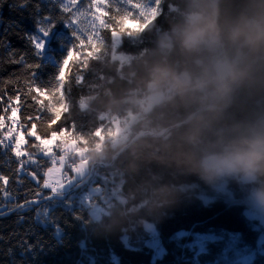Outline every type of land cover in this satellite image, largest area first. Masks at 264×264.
<instances>
[{
	"label": "trees",
	"instance_id": "16d2710c",
	"mask_svg": "<svg viewBox=\"0 0 264 264\" xmlns=\"http://www.w3.org/2000/svg\"><path fill=\"white\" fill-rule=\"evenodd\" d=\"M66 2L0 0V116L5 118L0 139L8 128L13 136L19 132L26 141L24 150L35 161L0 148V177L7 178L6 184L0 180V264H264V243L259 242L264 225L245 213L264 190V179L250 182L225 176L206 182L199 169L207 154L205 144L182 140L188 116L198 104L169 100L167 89L156 91L148 85V69L155 63L179 71L192 67L172 38V29L195 0H161L160 12L142 26L124 21V28L135 30H120L119 44L111 34L117 28L113 17L137 10L122 0L95 6L92 0H76L64 11ZM134 2L155 6L151 0ZM243 2L222 0L221 6L235 11ZM96 8L107 13L101 19L111 28L98 26ZM44 17L51 19L54 29L41 63L28 36L40 34L37 25ZM74 29L83 32L85 47L78 48L79 58L65 67L63 89L53 91L56 62L71 47ZM88 35L94 37V49L87 45ZM34 86L49 94L37 93ZM158 93L163 96L147 106ZM50 104L61 111L54 124V113L47 110ZM12 108L16 124L8 120ZM252 109L264 110V89L238 90L228 112L239 116ZM115 122L128 125L121 138L109 134ZM62 129L67 132L54 136L56 156L100 144V152L91 153L85 162L88 172L95 162L100 164L75 192L47 201L43 197L67 191L52 194L43 187V172L51 164L29 132L50 140L53 131ZM70 162L76 166L82 161L70 157ZM89 185L97 192L88 194ZM33 200L43 201L35 205ZM47 207L54 220L37 221V211L43 213Z\"/></svg>",
	"mask_w": 264,
	"mask_h": 264
},
{
	"label": "clouds",
	"instance_id": "9594fccd",
	"mask_svg": "<svg viewBox=\"0 0 264 264\" xmlns=\"http://www.w3.org/2000/svg\"><path fill=\"white\" fill-rule=\"evenodd\" d=\"M222 0H195L172 38L191 59L179 71L155 63L148 69V85L167 89V99L196 102L182 140L205 144L201 177L213 183L225 176L247 181L264 179V110L230 114L233 97L242 88L264 89V0H244L235 11H225ZM264 205V190L259 193Z\"/></svg>",
	"mask_w": 264,
	"mask_h": 264
},
{
	"label": "snow or ice",
	"instance_id": "6c2138e0",
	"mask_svg": "<svg viewBox=\"0 0 264 264\" xmlns=\"http://www.w3.org/2000/svg\"><path fill=\"white\" fill-rule=\"evenodd\" d=\"M108 0H92V6H95L97 3H107ZM122 2L124 4H127L130 6L131 9H135L137 10L136 14H133L132 11H127L125 14L120 15L119 18L113 17V19H115L116 22V29L112 30V36L115 40V42L117 44L120 43L121 37L118 36V32L120 30H123L126 33H131L132 31H134L135 29H128V28H124L123 27V22L124 21H135L138 24H140L141 26L143 25L144 22H146V20L148 18H150L151 16H155L157 13L160 12V4H161V0H151V4H154L155 6H150L149 3H144V2H134V0H122ZM76 4V0H67L66 3L63 4V10L64 11H69V5L75 6ZM23 6V5H22ZM97 12H100V16H96L95 19L99 20V27L102 28H111L110 24H106L105 21L103 19H101V16L107 15L106 12L101 11V9L96 8ZM80 15H84V13H80ZM44 22L43 23H38L37 25V30L38 32L44 36L47 37L49 36V34L52 32V30L54 29V23L51 21V19L49 17H44L43 18ZM75 23V20L71 21L69 24L66 25V27H71L72 24ZM118 29V30H117ZM83 32L80 29H74L71 32V36H72V44L71 47H68V50L66 52V55L63 56V58H61L60 60H58L56 62V74L54 79L57 82V89H54L53 91H59L63 89V83H64V79H65V67L69 64V61L78 59L80 56V52L77 51V49H83L85 47V39L82 38ZM28 39L32 45L33 48V55L41 60V63L43 62V58H44V43L39 40L35 35H29ZM87 39V45L90 46L92 49H94L97 44L93 42L94 37L92 35H88L86 37ZM96 40H100V37L97 35L95 37ZM74 41V42H73ZM90 53H88L89 55ZM41 63L36 64L35 67L39 68L41 67ZM33 76L35 77V73H33ZM80 80H82V78H78V82H80ZM34 91H36L37 93L41 94V95H47L49 94V90L47 89H41L38 86H34ZM17 100H19V97H16ZM60 99L63 100V94L61 91V96ZM49 112L54 113V117L53 120L51 121V123H56L58 120H60L61 118V111L59 108L56 107L55 104H50V106L47 109ZM63 110L64 111H68V106L64 105L63 106ZM16 115V109L12 108L11 110V116L8 117L9 120H13L14 122V117ZM5 125V118L3 116H0V129H3ZM33 127H35V125H33ZM67 130L66 129H62L59 133L53 131L51 133V140H47V139H41L39 136L36 135L35 132H29V135L35 137V139L37 141H39V146H42L43 148V154L44 155H49L51 153V149L48 147L51 143L50 141L53 140V137H58L63 133H66ZM26 141L24 140L22 134H20L19 132L13 136V130L12 128H8L7 132L4 134L3 139H0V148H11L12 152L14 153V155L20 159L21 157H27L28 160L32 161V156L30 153H28L27 151L24 150V145H25ZM35 162V161H32ZM21 164H23V161H21ZM22 170V169H21ZM50 172V169L48 170ZM30 175H32L33 179L35 180V174L30 173ZM0 180H3L4 183H7V178L6 177H0ZM44 188H49L52 194L61 192L66 186H64L63 188H61L59 186L56 187L52 184H49V182L47 180H45L44 184H43ZM39 195V193L37 194ZM51 198L50 196H46L43 197L44 200H49ZM32 204H39L40 201L39 200H33L31 202ZM20 207H23V205H20ZM36 219L37 221H45V220H54V217L50 216V209L49 207H47L43 213H41L40 211H37L36 214Z\"/></svg>",
	"mask_w": 264,
	"mask_h": 264
},
{
	"label": "rangeland",
	"instance_id": "374dc122",
	"mask_svg": "<svg viewBox=\"0 0 264 264\" xmlns=\"http://www.w3.org/2000/svg\"><path fill=\"white\" fill-rule=\"evenodd\" d=\"M36 37L44 43V49H45L47 37H44L41 34H39ZM162 96H163L162 93L155 94V96L151 97L148 100L147 106H149L153 100H158ZM127 126L128 125L126 123H123V124L119 123L118 124L115 122L112 130H109V134L116 137V138H121L124 136V132H125V129ZM56 139L57 138L53 137V140L50 141L51 144L48 147L52 151L49 155H45V157H47V158L56 157L55 152L52 149L55 142H56ZM78 151L79 150H77L75 152H78ZM65 154H68V153H65ZM32 161H33V159H32ZM32 161H29V162H32ZM49 169H50V172L48 171ZM87 175H88L87 166L85 163H82V162H78L76 164L75 168L73 169L72 176H69L67 173L63 174L62 173V166L56 165V164L51 165L47 170H45L43 172V177L45 180H47L49 182V184H52L58 188H59V186L61 188L66 186L61 192L68 191L69 187L72 184H74V182H76L78 180H82ZM243 180L247 181L245 178H243ZM47 189H49V188H47ZM87 192H88V194L96 193L97 189L95 187H93L92 185H89L87 187ZM58 193H60V192H58ZM252 205H253L252 209H246L245 210L246 215L251 217V218H257L264 225V205H261L259 203V198L255 202H253ZM200 235H202V237H204V238L211 237V234H209V233H200ZM259 242L264 243V232L260 235Z\"/></svg>",
	"mask_w": 264,
	"mask_h": 264
},
{
	"label": "built area",
	"instance_id": "2783aa9c",
	"mask_svg": "<svg viewBox=\"0 0 264 264\" xmlns=\"http://www.w3.org/2000/svg\"><path fill=\"white\" fill-rule=\"evenodd\" d=\"M166 93H168V90L166 91ZM13 119H14V122H13V120H9V119L8 120L11 121V123L16 124L17 123L16 117H14ZM127 128L125 129V131L127 130ZM3 136H4V134L2 135V139H3ZM100 148H101V145L98 144V145H96L95 147H93L91 149L80 150L78 152H75L72 155L63 154L61 156H56L54 158H48L47 161L51 165L56 164V165L62 166V173L64 174V172H66L67 170H73L75 168V165H73L70 162V157L79 158V159H81L82 163H85L87 161V159H88V156L91 153H93V152H100ZM4 149H6L8 151H11L10 147L9 148H4ZM94 164L98 165L100 163L95 162ZM44 182H43V184H44Z\"/></svg>",
	"mask_w": 264,
	"mask_h": 264
},
{
	"label": "water",
	"instance_id": "95a60500",
	"mask_svg": "<svg viewBox=\"0 0 264 264\" xmlns=\"http://www.w3.org/2000/svg\"><path fill=\"white\" fill-rule=\"evenodd\" d=\"M166 131H167V129H165V130H163L162 132L156 134V136H161V135L164 134ZM130 143H131V142H130ZM130 143H129V144H130ZM94 166H95V164H93V165L90 167L87 177H86L83 181H81L79 184H77L74 188H72L71 190H68L67 192H65V193H64L63 195H61V196H55V195H52L50 199H54V198H63V197L68 196L69 194H72L73 192H75V191H76L78 188H80L84 183H86L87 180L91 177V174H92V171H93ZM50 199H49V200H50ZM42 201H43V200H42ZM42 201H40V202H42ZM35 205H36V204H35ZM19 208H21V207H19ZM19 208H18V209H19ZM7 214H9V212L6 213V214H4V215H7Z\"/></svg>",
	"mask_w": 264,
	"mask_h": 264
}]
</instances>
